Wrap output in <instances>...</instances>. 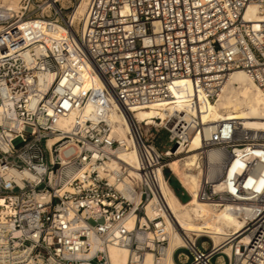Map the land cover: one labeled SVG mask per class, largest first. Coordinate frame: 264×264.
<instances>
[{
  "label": "built area",
  "instance_id": "obj_1",
  "mask_svg": "<svg viewBox=\"0 0 264 264\" xmlns=\"http://www.w3.org/2000/svg\"><path fill=\"white\" fill-rule=\"evenodd\" d=\"M251 5L256 19L247 17ZM237 69L264 91V0L0 5V264H111L112 245L128 249L127 264H166L172 230L184 242L173 253L178 264H264V131L235 119L205 124L187 111L151 125L134 116L171 101L179 78L190 82V108L201 114L200 100L214 101ZM112 109L129 119L134 164L118 157L128 146L106 120ZM207 129L202 164L209 150L224 155L198 198L237 204L245 223L219 245L206 231L183 228L162 190V179L173 184L168 161L189 153ZM162 130L164 151L156 145Z\"/></svg>",
  "mask_w": 264,
  "mask_h": 264
},
{
  "label": "bare ground",
  "instance_id": "obj_2",
  "mask_svg": "<svg viewBox=\"0 0 264 264\" xmlns=\"http://www.w3.org/2000/svg\"><path fill=\"white\" fill-rule=\"evenodd\" d=\"M20 1L0 0V5L6 6L13 11H18ZM83 11V6L77 9L76 16L78 19L81 18ZM247 17L258 18L256 5H251L248 8ZM95 85H99L98 80H96ZM172 92L173 98L171 101L135 110L134 116L137 121H146L144 125H151L165 120L176 111H187L188 116L198 113L205 124L235 119L246 130L264 131V91L242 69L234 70L230 74L226 84L214 101L200 100L201 114L199 110L195 111L190 108L193 88L188 80L184 78L176 79ZM86 110L87 113L94 114L96 107L94 104H89ZM72 119L73 115L63 120L61 125L63 127L69 126ZM106 120L112 126L115 137L128 146V149L119 152V159L134 164L137 161V151L134 147H131L133 145L132 129L126 114L112 109L108 113ZM209 135V129L206 130L205 134H196L193 137L192 148L189 153L168 161L169 171L178 178L177 180L181 183L188 198L183 200L184 198L179 196L178 191L176 192L166 179H162V190L169 207L183 228L190 231H206L213 239L215 245H219L227 235L239 233L245 223L235 211L237 204L228 203L223 207H217L198 198V191L202 181L205 178L213 179L219 175L224 155L220 149L209 150L207 157L208 166L206 164L205 167L202 164L198 149L202 138ZM154 204L155 200L147 207V215L151 218L155 216ZM134 224L135 214L131 213L128 218V226L132 227ZM183 244L181 236L172 230L170 245L165 258L166 264H178L173 257V253L177 247ZM226 252L231 254L232 248L227 246ZM108 256L111 264H127L129 251L125 247L112 245L108 248ZM148 259H151V255H149Z\"/></svg>",
  "mask_w": 264,
  "mask_h": 264
},
{
  "label": "rangeland",
  "instance_id": "obj_3",
  "mask_svg": "<svg viewBox=\"0 0 264 264\" xmlns=\"http://www.w3.org/2000/svg\"><path fill=\"white\" fill-rule=\"evenodd\" d=\"M156 145L158 146V148L161 151L168 149V147L170 145L168 131L162 130L158 134V137L156 139ZM171 174L173 175V173H171ZM172 179H173L172 180L173 184H171V183L170 184L173 186V188L176 190V192L178 191L177 193L179 194V196H181L182 198H184L186 200L188 198V195L185 192V190H183V187H182L181 183L179 182V180H177L178 178L175 175H173Z\"/></svg>",
  "mask_w": 264,
  "mask_h": 264
}]
</instances>
